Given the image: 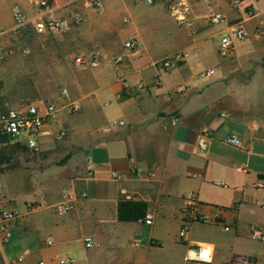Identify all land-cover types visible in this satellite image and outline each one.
<instances>
[{"label": "crops", "instance_id": "0c3cea01", "mask_svg": "<svg viewBox=\"0 0 264 264\" xmlns=\"http://www.w3.org/2000/svg\"><path fill=\"white\" fill-rule=\"evenodd\" d=\"M99 1L103 7L95 11L85 0H53L58 18L73 11L82 16L63 35L68 42L102 58L92 70L71 68L65 88L80 109L61 111L64 139L56 138L59 124L47 126L36 153L46 163L20 157L19 167L0 165V212H16L6 222L11 234L0 243V264H57L65 257L73 264H170L167 252L180 246L184 263L187 247L198 243L211 246L210 264H237L240 256L262 264L264 242L253 240L249 230L264 229V190L255 186L264 178V68L252 73L264 0H243L238 7L229 0H185L191 27L178 24L165 1ZM16 8L29 18L36 14L27 0H0L1 45L21 40ZM218 12L225 20L214 25L210 17ZM235 26L247 38L222 58L220 38ZM130 39L138 43L131 52L124 47ZM212 42L220 59L206 66ZM13 53L5 49L3 57ZM176 56L174 66L160 65ZM249 72L245 81L234 76ZM44 96L32 99L46 101ZM52 99L67 102L60 95ZM120 121L123 126L109 127ZM205 130L212 136L200 150L197 139ZM229 135L239 137L241 147L227 144ZM66 152L70 157L59 164ZM238 165L247 172L237 171ZM189 192L196 193L203 220H187L184 242L179 231ZM67 199L71 210L58 211L56 205ZM148 216L151 224L145 223ZM198 224L215 230L198 239L192 233ZM86 237L93 248H85ZM248 241L260 244L259 256Z\"/></svg>", "mask_w": 264, "mask_h": 264}, {"label": "built area", "instance_id": "2783aa9c", "mask_svg": "<svg viewBox=\"0 0 264 264\" xmlns=\"http://www.w3.org/2000/svg\"><path fill=\"white\" fill-rule=\"evenodd\" d=\"M66 4H71L74 0H60ZM147 4H153L157 1H165L168 3L169 9L178 22V24L191 27L192 23L188 21L185 14L189 12V7L185 3V0H144ZM243 0H229V3L233 7L241 5ZM28 4L36 9V14L29 18L24 11L18 8L13 10V20L15 32L19 33L23 29L29 28L38 36H63L65 35L71 24H79L82 21V16L79 12H70L64 18H58L52 10L53 0H27ZM85 6L95 11H100L103 7L102 2L99 0H85ZM225 20V16L218 12L210 17V22L214 25H218ZM247 38V33L241 26L232 27L228 32L223 34L220 38L219 55L222 58L231 57L235 48V42L241 41ZM125 49L128 51H134L138 47V43L135 39H130L124 44ZM0 57H3V52L0 50ZM101 54L99 52L87 53L82 50H78L72 56L73 67L79 71H87L95 69L99 66L101 61ZM180 57L165 58L160 61V65L164 68H169L177 64ZM210 73L208 72L207 75ZM153 83H157L156 80ZM60 96L67 100L64 105H60L55 101H42V102H28L21 105L18 108H9L0 110V135L10 136L11 139L20 145L25 146L29 151L38 153L41 150V140L46 133V128L49 124H59L57 127L56 138L62 140L67 136V128L59 123V115L63 109H66L70 113H75L80 109L77 102L69 99V91L67 88H63L60 92ZM172 122L175 124L177 119L174 118ZM123 126L124 122H114L112 126ZM109 129V128H107ZM212 132L210 130L203 131L197 139V147L200 150L207 148L208 142L211 139ZM225 142L233 147H241L242 142L239 137L235 135H229L225 139ZM236 170L239 172H247L245 165L236 166ZM256 188L264 190V178L257 180L255 184ZM185 201V218L186 221L182 223L179 236L184 242H187L188 233V221L202 220L197 205L198 199L194 192H189L184 197ZM71 204L68 199L65 202H61L56 205L58 211L71 210ZM16 218V212L13 210L0 212V243H4L10 238V228L6 222L12 221ZM152 217L148 216L145 219V223L151 224ZM229 230V228H226ZM249 235L253 240L264 242V229L259 226L250 228ZM85 248H93L95 243L91 237H86L83 240ZM207 252L210 259L206 260L204 254ZM264 261V254L262 255ZM213 260V251L210 245L204 243H198L189 245L186 249L184 256V264H210ZM35 264H45L44 261H38ZM57 264H73L72 258H61ZM237 264H253V260L249 257L240 256L237 258Z\"/></svg>", "mask_w": 264, "mask_h": 264}, {"label": "rangeland", "instance_id": "374dc122", "mask_svg": "<svg viewBox=\"0 0 264 264\" xmlns=\"http://www.w3.org/2000/svg\"><path fill=\"white\" fill-rule=\"evenodd\" d=\"M257 31L262 37L259 44L260 54L258 59L253 61V70L258 67L264 68V23L257 25ZM19 35L21 39L16 45L4 46L0 44V50L12 49L14 53L7 57H0V107L18 108L21 105L34 101L38 95H45L46 101H53L60 95V92L65 88L66 82L73 67L72 56L79 49L73 43L68 42L65 36H38L31 32ZM216 52V43L210 45V56L206 58L202 64L211 65L219 60ZM233 65V62H230ZM251 72L242 74L238 77L245 81L251 77ZM60 147L65 145L60 144ZM67 155V152L65 153ZM61 157H56L60 159ZM40 155L37 156V164L44 165L46 162L38 161ZM46 161V160H45ZM203 220V218H202ZM192 222H201L192 220ZM189 230V227H188ZM213 227L207 224H198L192 228L193 236L198 239H205L210 234ZM251 245L252 255L262 253L260 244L255 241H248L247 246ZM249 248V247H248ZM169 255L170 264H184L182 257L184 248L172 247L167 252ZM261 261L258 258V262ZM262 264L264 262L262 261Z\"/></svg>", "mask_w": 264, "mask_h": 264}, {"label": "trees", "instance_id": "16d2710c", "mask_svg": "<svg viewBox=\"0 0 264 264\" xmlns=\"http://www.w3.org/2000/svg\"><path fill=\"white\" fill-rule=\"evenodd\" d=\"M31 32L35 34L31 29L26 28L19 32V34H26ZM1 108L0 110H4ZM0 165L5 166L8 169H14L21 165L20 157H24L25 161H30L36 159L38 155L42 154H32L25 146L20 145L19 143L13 141L10 136L0 135ZM71 153H68L64 158L59 161V164H64ZM201 221V220H200Z\"/></svg>", "mask_w": 264, "mask_h": 264}, {"label": "clouds", "instance_id": "9594fccd", "mask_svg": "<svg viewBox=\"0 0 264 264\" xmlns=\"http://www.w3.org/2000/svg\"><path fill=\"white\" fill-rule=\"evenodd\" d=\"M204 258H205L206 260H209V259H210L209 254H208L207 252H205V254H204Z\"/></svg>", "mask_w": 264, "mask_h": 264}]
</instances>
